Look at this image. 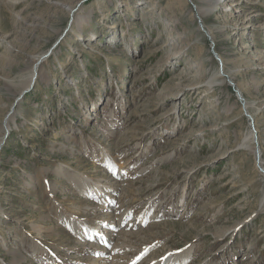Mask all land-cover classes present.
Wrapping results in <instances>:
<instances>
[{"label": "rangeland", "instance_id": "1", "mask_svg": "<svg viewBox=\"0 0 264 264\" xmlns=\"http://www.w3.org/2000/svg\"><path fill=\"white\" fill-rule=\"evenodd\" d=\"M202 1L0 0V264H264V0Z\"/></svg>", "mask_w": 264, "mask_h": 264}, {"label": "bare ground", "instance_id": "2", "mask_svg": "<svg viewBox=\"0 0 264 264\" xmlns=\"http://www.w3.org/2000/svg\"><path fill=\"white\" fill-rule=\"evenodd\" d=\"M205 3H203V4H205L204 6H196L195 8H196V15H198V17L200 18V17H202V16H206V15H208L210 12H211V10L212 9H214V7H215V5H217L220 1H222V0H203ZM202 1V2H203ZM79 4H81V1L77 4V5H75V6H73L70 10H69V12H71L74 8H76L77 10H78V5ZM198 5V4H197ZM75 9V10H76ZM74 10V11H75ZM76 10V11H77ZM75 11V12H76ZM75 19V18H74ZM82 16L81 15H79L76 19H75V21H76V24L79 26V21H82ZM206 30V33L205 34H207L209 37L211 36V34H210V31L208 30V29H205ZM44 53H39L38 55H39V59H42V57L44 56L43 55ZM39 59H37V61H36V63L37 62H39ZM35 63V64H36ZM35 64L32 66V68L29 70L30 71V73H29V79H27V82L26 83H24V85H21V88H20V91H18L17 92V95H19V94H21L22 93V91H24V90H26L28 87H29V85H30V81H31V79H32V77L34 76V73H33V71H36V67H35ZM226 78H228L229 79V82H231V79H232V77L227 73V72H225L224 71V69H223V67H222V64L220 63L219 64V66L217 67V70H215V72L207 79V81H206V85L208 86H214V85H218V84H223L224 83V80H226ZM239 90V89H238ZM16 95V96H17ZM238 95L240 96V93H239V91H238ZM20 96V95H19ZM244 105L245 106H243V110H245L246 112H248L249 113V110H248V108H249V106L250 105H248L247 104V102L245 101V103H244ZM13 114V113H12ZM12 117H13V115H4V119L5 120H2V123H1V126H0V129L3 131V133H4V130H5V128L7 129V128H9L10 127V123H11V120H12ZM2 138H3V134L0 136V144H1V142H2ZM254 140H255V138H254V134H253V132L250 130V132H249V134L244 138V142H243V144H246L247 146H251L250 144L252 143V144H254L255 142H254ZM250 151H252L253 152V154L257 157H259V150H258V148L257 147H253V148H250ZM263 172H264V169L262 170ZM262 202H264V195H263V198H262ZM179 252H168V253H166V255L162 258V259H160L159 261H158V264H176L177 262H176V258H178L177 257V254H178ZM155 264H157V263H155Z\"/></svg>", "mask_w": 264, "mask_h": 264}, {"label": "water", "instance_id": "3", "mask_svg": "<svg viewBox=\"0 0 264 264\" xmlns=\"http://www.w3.org/2000/svg\"><path fill=\"white\" fill-rule=\"evenodd\" d=\"M47 56V55H46ZM38 64H39V62H37V66H38ZM28 90V89H27ZM26 90V91H27ZM26 91H24V92H26ZM23 92V93H24ZM21 97V95L16 99V100H18L19 98ZM256 163L258 164L259 163V158H258V156L256 157Z\"/></svg>", "mask_w": 264, "mask_h": 264}, {"label": "snow or ice", "instance_id": "4", "mask_svg": "<svg viewBox=\"0 0 264 264\" xmlns=\"http://www.w3.org/2000/svg\"><path fill=\"white\" fill-rule=\"evenodd\" d=\"M134 264H135V262H134Z\"/></svg>", "mask_w": 264, "mask_h": 264}]
</instances>
